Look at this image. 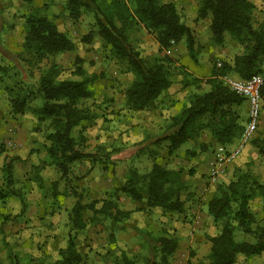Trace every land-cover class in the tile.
I'll return each mask as SVG.
<instances>
[{"label": "trees", "instance_id": "1", "mask_svg": "<svg viewBox=\"0 0 264 264\" xmlns=\"http://www.w3.org/2000/svg\"><path fill=\"white\" fill-rule=\"evenodd\" d=\"M22 1L27 5L34 2ZM54 1L45 0L41 6H34L27 14L21 15L23 41L17 58L28 70L38 68V79L33 82L28 79L5 80L10 111L21 115L32 112L37 121L36 128L44 129V141L40 147L31 149L33 155L41 151L45 153L43 162L34 158L31 163L32 171L37 172L34 178L41 185L47 178V166H54L61 178L70 181L72 165L79 160L93 158L81 146L87 141L84 122L97 117L96 103L87 104L85 100L94 96V83L98 76L89 73L83 59L76 57L70 76L62 77L63 67L52 59L59 53L75 49L73 40L59 29L55 21ZM62 8L73 21L90 13L104 46L125 65L127 72L133 74L132 81L123 91L125 106L131 111L153 108L177 73L175 58L163 55L149 59L144 55V47L133 39L136 31L144 29L151 34L162 51L170 47L172 41L176 44L183 41L189 53L194 52L192 29L172 1L62 0ZM255 9L256 5L251 0H198V17L210 18L208 26L214 41L222 44L225 34L229 33L241 52L232 60L223 59L221 67L215 64L211 76L206 79L209 89L190 93L181 110L168 118L157 141H168L169 155L206 131L212 135L215 146H230L240 139L246 120L241 117L239 106L246 100L226 86L219 76L229 73L247 79L264 70V21L254 25ZM44 61L48 63L41 67ZM261 96L264 103V84ZM38 97L42 98V104H32ZM78 126L79 131L74 135L73 131ZM250 142L264 157V136L258 134ZM200 148L210 149L207 143ZM14 160L11 157L2 166L4 184L0 187V198L20 194L15 188L18 179ZM251 165L249 161L244 167L236 166L231 179L218 183L208 197L207 212L219 230L214 235H207L211 244L207 261L195 264H235L239 259L244 264L250 256L264 251V182ZM183 173L182 168L154 161L147 172L130 167L120 185L100 199L84 201L77 189L72 188L76 200L69 211L70 232L56 255L33 256L26 251L16 253L11 249L5 264H81L84 255L78 249L77 235L89 226L108 221L109 238L111 242H117L115 231L124 230L134 213L185 212L182 193L187 185ZM57 182L53 181L54 191ZM120 194L135 207H121ZM257 198L261 200V218L252 208V202ZM237 230L249 239L239 240ZM148 234L151 254L140 256L139 253L119 249L116 264H138L140 261L141 264H170L179 246V238L166 227Z\"/></svg>", "mask_w": 264, "mask_h": 264}, {"label": "rangeland", "instance_id": "2", "mask_svg": "<svg viewBox=\"0 0 264 264\" xmlns=\"http://www.w3.org/2000/svg\"><path fill=\"white\" fill-rule=\"evenodd\" d=\"M44 1L34 0L32 5H27L22 0H0V187L4 184L2 166L11 157H14V172L18 179L15 188L20 191L19 195H7L0 198V264L7 262V254L11 252V249L16 253L21 250L29 252L33 256L46 254L54 257L58 248L65 244L70 232L69 211L76 200L71 192L72 188L77 189L84 201L100 199L106 197L108 192H112L120 185L124 177L122 176L123 169L135 167L141 172L147 171L151 160L154 161V159H150V146H147L146 141L142 144L143 138H146L144 135L151 132H163L162 128L166 123L164 120L156 123L154 119L149 121L147 113L139 116L130 113L131 118L138 116V120L139 118H142L143 121L147 119L149 125L137 122L128 128L119 127L118 124L112 128L101 127L103 132L92 135L91 141L81 146V149L91 153L93 158L75 162L69 173L70 181L61 178L54 166H47L45 170L47 178L41 185L34 178L37 172L32 171L31 163L34 158L43 162L42 158L45 157V153L41 151L38 155H33L31 149L40 147L44 141V129L43 127L40 130L36 128L37 121L32 112L28 111L21 115L10 111L5 80L8 82L11 79L16 81L28 79L33 82L40 75L38 68L28 70L16 55L22 50V43H19V38L24 30L21 15L27 14L34 6H41ZM165 1H172L176 4L192 29L195 39L193 54L189 53L185 42L182 41L183 48H180V54L174 53L171 57L178 60L186 57L185 61L183 59L185 67L205 75L210 70L208 64L217 65L218 58L213 52V48L220 44L214 41L206 18L198 17V0ZM253 2L256 5L254 23L257 24L264 18V0H253ZM52 8L59 29L64 31L75 44L73 51L59 53L52 58L63 67L62 77L70 76L76 57L83 59V65L89 73L98 76L94 83V96L85 100L87 104L96 103L97 117L88 121L96 125L99 122H109L115 117L120 120L119 122L127 119L128 112L124 106H121L122 102L120 101L123 96L122 86L129 80L126 74L128 72L125 65L118 62L109 49L104 46L103 40L97 34L92 15L85 13L78 21H73L63 10L62 0H55ZM7 32L10 36L6 38L4 34ZM133 39L144 47V55L147 58L153 59L165 55L164 51L160 50L155 38L144 29L136 31L133 34ZM47 63L44 61L40 66L44 67ZM181 74L186 79L185 81L191 83L206 80L205 78L187 76L185 71ZM38 103L42 104L41 97L32 102L34 105ZM113 103L116 104L112 106ZM116 105H118L116 110H113L111 107H116ZM143 127L146 128L142 129ZM78 131L79 126L74 129V135ZM89 131L90 129H88ZM258 134L264 136V107ZM206 137L205 134L200 136L202 141ZM127 138L130 139L127 140ZM208 152L212 153L214 157V148L211 147ZM243 154L244 150L239 154L237 160ZM123 155H130L129 163L121 164L120 160ZM167 161L170 163L169 159ZM234 161L228 163L229 165L233 164L230 174L228 173L226 176L224 174L222 176L218 172H211L207 176L201 174L193 176L191 173L197 171L192 167L194 163L192 164L189 160L182 164V168L186 171L185 175L189 174L193 180H201L204 183V186H194L190 189L187 187L183 191L185 212L134 213L133 218L126 223L124 230L115 231L117 242H111L109 238L108 221L96 226L91 225L79 232L77 246L84 255V262L81 264H116L115 260L119 249L139 253L140 256L149 255L151 254L149 247L151 239L148 233H157L162 227L170 229L179 238V246L172 255L170 264L206 262L210 250L207 245L210 243L207 240V235H214L219 230L208 215L206 207L207 199L216 185L222 181L228 182L233 175L234 168L236 166L244 167L245 163L249 161L252 163L253 171L264 182V157L257 154L247 162ZM228 164H225V172ZM172 166L180 167L179 164H172ZM56 180L58 182L55 192L53 181ZM195 184L197 185V183ZM187 190L189 193H186ZM119 199L121 207L126 209L135 207V204L124 195L120 194ZM252 208L261 218L263 211L260 198L252 202ZM89 214L91 213L88 212ZM236 236L239 240L249 239L238 230ZM235 264H242L241 259ZM244 264H264V255H252Z\"/></svg>", "mask_w": 264, "mask_h": 264}, {"label": "crops", "instance_id": "3", "mask_svg": "<svg viewBox=\"0 0 264 264\" xmlns=\"http://www.w3.org/2000/svg\"><path fill=\"white\" fill-rule=\"evenodd\" d=\"M251 1L253 2V0H251ZM206 20H207V22H209L210 18H206ZM263 21H264V18L260 22H258L257 24L254 23V25L258 26ZM187 25L189 26L188 23H187ZM21 30H23V29H21ZM4 35H6V38L10 36L8 32L5 33ZM22 41H23V32L19 38V43H22ZM180 48H183L182 42H180L176 45L173 54L174 53L180 54ZM176 49H178V50H176ZM213 52L216 54L218 61L219 60L222 61L223 59L232 60V58L236 54L241 52V49L238 46L237 42L230 36L229 33H227V34H225L224 42L220 45H216L215 48H213ZM185 58H183L184 61H185ZM183 59H181V60L175 59V65L177 66V68H176L177 73H175L172 76L171 84H170L169 88L164 92V94L162 95L160 100L157 102V104L153 108H151L149 110H143V111H131V110L127 109V107L125 106V97H124V92H123V96H122L120 102H122L121 106H124L126 112H128L129 116L127 119H129V120L124 119V120H121V122H119L120 120H118L117 117H115L109 122H103V123L99 122L96 125L94 123H90L89 121H85L84 124L86 126H88V129H90L89 132H88V129L85 131V134L87 137L86 143H89L91 141L92 135H96V134L98 135L99 133L103 132L102 128H106V127L112 128V127L116 126L117 124H118L117 126H119V127L121 126L122 128H124V127L128 128V127L132 126V124L137 123V122H142L148 126L149 122L147 123V121H146L147 119H145L144 121L142 120V118H139V120L137 119V117L143 113L148 114L147 118H149V121L154 119L155 123L158 121L161 122L162 120L167 122L168 118L171 115H173V114H175L181 110L184 102L187 100L190 93L195 92V91H199V89L200 90H208L209 85L206 83V80L205 81L201 80V81L196 82V83H191V82L188 83L187 81H185L186 79L183 77L181 72L183 71L182 73H184V71H185V74H187V76H193L194 78H199V79L205 78V79H207L212 74L213 65L208 64V67H210L209 72H207L205 75H201L198 72H193L190 69H188L187 67H185ZM189 73H191V75H188ZM126 74L128 76L127 79H129V80L126 81V83L122 86L123 91L126 88V86L133 79L132 73L128 72ZM202 76H205V77H202ZM185 82H187L188 84H185ZM115 104L116 103H113L111 105L114 106ZM117 106L118 105H116V107H111V108H113V110H116ZM239 112H240L241 117L243 119L246 120V118H248V103L246 101H244L243 104L241 106H239ZM130 113L138 114V116L131 118ZM145 128L146 127H143L142 129H145ZM161 133L162 132L158 131V132H151L148 135H146V134L144 135V136H146V138L145 137L143 138L142 144L144 143V141H146L145 143H147V146H150L149 147V155L151 157L150 159H154V161L166 163L169 167H173V168H177V167L172 166V164H179L180 167H178V168H182V164L183 163L185 164V163H187V161L190 160L192 164L194 163L192 165V167L195 170H197L196 173H193V174L190 172L193 176H196L198 174H201L202 176L203 175L207 176V175L211 174V172H213L214 170H216L220 175L224 174L226 176V175H228V173L230 174L231 166L233 163H231L230 165L228 164L227 171L225 172L224 168L226 165H224V166H221L219 164L213 165L214 157L212 156V153H209L208 150H202L200 148V146L202 144L207 143L210 148L212 147V148L216 149L217 146H215V140L212 138V135L209 132L206 131L203 133V134L207 135V137H206V139H204V141H202V139L200 137H198L197 139H190V140L186 141L184 144H182V146L176 152H174L171 155L168 154V149H167L168 141H166V140L157 141V139L160 137ZM128 139H130V138H127V140ZM239 142H240V139L235 141V143L230 145L229 147H235L239 144ZM243 150H244V154L240 157V159H238L239 161L237 160V158L239 156L238 155L234 162H239V163L240 162H247V161L253 159L258 154L256 147L253 146L251 142H248L244 146ZM129 156L130 155H127V156L123 155L121 157V160H120L121 164L129 163V161L131 160V157H129ZM168 159L170 160V163L167 161ZM154 161L151 160V164H150L149 168L147 169V171L150 170ZM117 167H119V166H117ZM121 168H123V167H121ZM127 171H128L127 168L123 169L122 176H124ZM147 171H145V172H147ZM185 172L186 171L184 170L183 179L186 182V185L189 189L191 187H194V186H198V187L204 186V183L201 180H193V178L190 177L189 174L185 175ZM224 175H222V176H224ZM195 183H197V185ZM193 184H195V185H193ZM186 193H189V190H187ZM182 198H183V196H182ZM207 245H208V247H210L211 244L208 243ZM260 255H264V251L262 253L258 254V256H260ZM251 263H252V261H251Z\"/></svg>", "mask_w": 264, "mask_h": 264}, {"label": "built area", "instance_id": "4", "mask_svg": "<svg viewBox=\"0 0 264 264\" xmlns=\"http://www.w3.org/2000/svg\"><path fill=\"white\" fill-rule=\"evenodd\" d=\"M176 42L172 41L170 47L164 49L165 55L171 56L175 50ZM222 66V61H217V67ZM219 78L231 90L245 98L248 103V119L245 123L240 142L235 147L218 145L215 149L213 165L224 166L235 160L241 153L244 146L256 136L263 112V99L261 96V87L264 84V71L253 74L247 79L235 77L233 74H222ZM213 172H217L214 170Z\"/></svg>", "mask_w": 264, "mask_h": 264}]
</instances>
